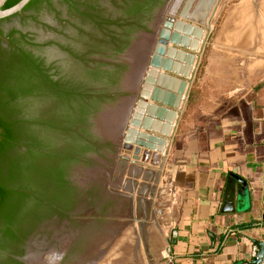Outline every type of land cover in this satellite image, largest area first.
<instances>
[{"label": "water", "instance_id": "95a60500", "mask_svg": "<svg viewBox=\"0 0 264 264\" xmlns=\"http://www.w3.org/2000/svg\"><path fill=\"white\" fill-rule=\"evenodd\" d=\"M169 2L0 0V264H23L30 243L119 190L131 149L136 159L139 146L164 149L139 129L168 135L185 85L160 76L153 86L167 38H181L170 29L183 24L163 16Z\"/></svg>", "mask_w": 264, "mask_h": 264}, {"label": "rangeland", "instance_id": "374dc122", "mask_svg": "<svg viewBox=\"0 0 264 264\" xmlns=\"http://www.w3.org/2000/svg\"><path fill=\"white\" fill-rule=\"evenodd\" d=\"M262 13L264 0H170L163 16H173L183 24L170 30L181 38H167L162 58L168 67L158 66L153 86L162 89L160 76L181 79L185 85L168 135L139 129L166 139L164 149L156 152L153 147L139 146L138 159L131 149L119 190L93 196V204L86 205L66 233L45 245L30 243L23 264H59L60 243L64 242L67 264H145L139 227L145 221L149 226L155 208L164 206L171 192L163 165L176 130L185 127L190 143L204 145L202 135L222 122L224 115L245 110L241 99L250 98L251 85L264 77ZM187 54L193 55L189 66L184 61ZM174 63L179 68L188 66V75L172 71ZM251 64L258 69L257 76ZM147 102L170 108L150 98Z\"/></svg>", "mask_w": 264, "mask_h": 264}, {"label": "crops", "instance_id": "0c3cea01", "mask_svg": "<svg viewBox=\"0 0 264 264\" xmlns=\"http://www.w3.org/2000/svg\"><path fill=\"white\" fill-rule=\"evenodd\" d=\"M249 68L258 75L254 64ZM251 89L253 95L241 99L245 110L224 115L202 135L204 145L190 143L185 127L176 130L163 165L171 192L149 226L145 221L139 227L145 264H241L262 242L264 77ZM59 249V264H67L66 242Z\"/></svg>", "mask_w": 264, "mask_h": 264}, {"label": "built area", "instance_id": "2783aa9c", "mask_svg": "<svg viewBox=\"0 0 264 264\" xmlns=\"http://www.w3.org/2000/svg\"><path fill=\"white\" fill-rule=\"evenodd\" d=\"M262 243H263V252H262V256H261V261L258 264H264V235L262 236L261 239ZM257 252H258V247L256 245H253L251 248V257L249 261L243 262L241 264H252L253 259L257 256Z\"/></svg>", "mask_w": 264, "mask_h": 264}, {"label": "bare ground", "instance_id": "6f19581e", "mask_svg": "<svg viewBox=\"0 0 264 264\" xmlns=\"http://www.w3.org/2000/svg\"><path fill=\"white\" fill-rule=\"evenodd\" d=\"M174 28L172 27L170 30H173ZM168 43V42H167ZM174 122V121H173ZM173 124V123H172ZM170 133V132H169ZM162 135V134H161ZM167 135V134H166ZM147 148H149V147H147ZM156 150V152H162V151H158L157 149H155ZM158 155V154H157ZM155 156V155H154Z\"/></svg>", "mask_w": 264, "mask_h": 264}, {"label": "flooded vegetation", "instance_id": "af4514ba", "mask_svg": "<svg viewBox=\"0 0 264 264\" xmlns=\"http://www.w3.org/2000/svg\"><path fill=\"white\" fill-rule=\"evenodd\" d=\"M27 247H28V246H27ZM26 251H27V248H26V250H25V256H26V253H27ZM24 258H25V257H24ZM23 262H24V261H23Z\"/></svg>", "mask_w": 264, "mask_h": 264}]
</instances>
